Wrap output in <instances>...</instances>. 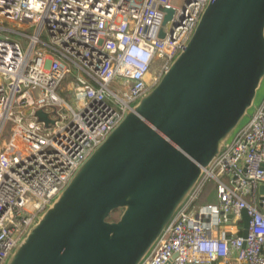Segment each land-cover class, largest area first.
I'll return each instance as SVG.
<instances>
[{
    "label": "built area",
    "instance_id": "built-area-1",
    "mask_svg": "<svg viewBox=\"0 0 264 264\" xmlns=\"http://www.w3.org/2000/svg\"><path fill=\"white\" fill-rule=\"evenodd\" d=\"M208 2L0 0V264L134 102L157 84ZM154 63L157 72L148 79ZM37 110L47 114V124ZM249 118L140 264H213L231 251L236 264H264L258 193L264 100ZM213 195L217 202L202 204ZM243 210L250 218L246 236L221 230L227 223L242 230Z\"/></svg>",
    "mask_w": 264,
    "mask_h": 264
},
{
    "label": "water",
    "instance_id": "water-1",
    "mask_svg": "<svg viewBox=\"0 0 264 264\" xmlns=\"http://www.w3.org/2000/svg\"><path fill=\"white\" fill-rule=\"evenodd\" d=\"M263 78L264 0H209L157 84L78 168L6 264H140L249 115ZM34 115L49 122L42 110ZM258 193L264 200V183ZM241 217L246 236L250 218L245 210Z\"/></svg>",
    "mask_w": 264,
    "mask_h": 264
},
{
    "label": "rangeland",
    "instance_id": "rangeland-1",
    "mask_svg": "<svg viewBox=\"0 0 264 264\" xmlns=\"http://www.w3.org/2000/svg\"><path fill=\"white\" fill-rule=\"evenodd\" d=\"M181 3H182V0H172V4H174V5H180ZM10 27L16 28V26L13 24H11ZM15 38L20 42H25L21 37L15 36ZM156 64L157 63L153 64L154 67L151 68L150 72L148 73V75H147L148 79H150L151 75H154V73L157 72L158 65H156ZM63 84H66V86H67V84H68L67 80H65L63 82ZM64 98L72 107H75L73 98H70L69 96H64ZM263 100H264V78L261 81V84L257 90L256 97H255L254 104H253L254 106H252L248 110L249 115L254 113L255 106H259L263 102ZM249 115L243 117V119L239 123L238 127L236 128V131L243 128L249 122V120H250ZM7 136H8V132H6V133H4V135H2L3 138H5ZM230 141H231V136H230ZM118 217H119V212H115L114 214L111 215V219L118 218Z\"/></svg>",
    "mask_w": 264,
    "mask_h": 264
},
{
    "label": "crops",
    "instance_id": "crops-1",
    "mask_svg": "<svg viewBox=\"0 0 264 264\" xmlns=\"http://www.w3.org/2000/svg\"><path fill=\"white\" fill-rule=\"evenodd\" d=\"M256 107L257 106H255V108ZM202 201H203L202 204H208V202H210V203L217 202L216 197L214 195H213V197L210 200L207 201V200H203V198H202ZM220 227H221V230H226L227 231V234L242 232V230L237 227V224L230 225V224L227 223V224L221 225ZM235 258H236V253L234 251H231L229 257L226 260L218 261V262H215L213 264H236Z\"/></svg>",
    "mask_w": 264,
    "mask_h": 264
},
{
    "label": "trees",
    "instance_id": "trees-1",
    "mask_svg": "<svg viewBox=\"0 0 264 264\" xmlns=\"http://www.w3.org/2000/svg\"><path fill=\"white\" fill-rule=\"evenodd\" d=\"M116 212H119L120 213V210H118V211H116ZM115 212H113V213H111L110 215H109V220H116L117 218H114V219H111V215L112 214H114Z\"/></svg>",
    "mask_w": 264,
    "mask_h": 264
},
{
    "label": "bare ground",
    "instance_id": "bare-ground-1",
    "mask_svg": "<svg viewBox=\"0 0 264 264\" xmlns=\"http://www.w3.org/2000/svg\"><path fill=\"white\" fill-rule=\"evenodd\" d=\"M140 47H142V46H140Z\"/></svg>",
    "mask_w": 264,
    "mask_h": 264
}]
</instances>
